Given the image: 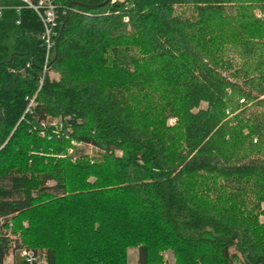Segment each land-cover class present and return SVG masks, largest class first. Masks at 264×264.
<instances>
[{"label":"trees","instance_id":"1","mask_svg":"<svg viewBox=\"0 0 264 264\" xmlns=\"http://www.w3.org/2000/svg\"><path fill=\"white\" fill-rule=\"evenodd\" d=\"M53 2L36 92L40 23L0 0V262L9 229L45 264H264V0Z\"/></svg>","mask_w":264,"mask_h":264},{"label":"built area","instance_id":"2","mask_svg":"<svg viewBox=\"0 0 264 264\" xmlns=\"http://www.w3.org/2000/svg\"><path fill=\"white\" fill-rule=\"evenodd\" d=\"M23 6L30 9L37 17L41 32L39 34V40L43 49V60L39 75V81L36 92L40 89L43 78L49 75L48 62L55 46V39L58 35L59 17L58 7L53 0H19ZM114 1V0H111ZM3 7H0V13ZM263 12L257 13V17L261 18ZM63 14V11H60ZM126 19H124L125 21ZM28 67V64L25 65ZM33 97L29 100L28 107L32 106ZM42 127L44 123L40 124ZM51 126L57 125V121L50 122ZM1 223V220H0ZM3 238L7 241L8 253L3 257L0 264H5V261H9V264H45V258L42 253H38L32 249L20 247L15 245V236L10 233L9 229L3 231Z\"/></svg>","mask_w":264,"mask_h":264},{"label":"rangeland","instance_id":"3","mask_svg":"<svg viewBox=\"0 0 264 264\" xmlns=\"http://www.w3.org/2000/svg\"><path fill=\"white\" fill-rule=\"evenodd\" d=\"M50 78H55V76L51 75L49 73L48 75ZM203 106V105H202ZM173 120H168V124H172ZM72 146L78 147L80 148V151H82L83 153L87 154V155H94L95 154V150L89 146H80V145H75V143H72ZM117 155L119 153H116ZM47 185L51 186L52 182H48ZM263 209H264V204L262 205ZM259 222L263 223L264 222V217L260 216L259 217ZM16 237V235H14ZM136 249H129L127 251V263L126 264H135V258H136ZM162 259H163V264H174L173 263V259H172V255L170 252H164L162 253Z\"/></svg>","mask_w":264,"mask_h":264},{"label":"crops","instance_id":"4","mask_svg":"<svg viewBox=\"0 0 264 264\" xmlns=\"http://www.w3.org/2000/svg\"><path fill=\"white\" fill-rule=\"evenodd\" d=\"M135 260H136V258H135ZM5 264H9V261H5Z\"/></svg>","mask_w":264,"mask_h":264}]
</instances>
